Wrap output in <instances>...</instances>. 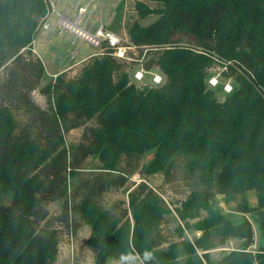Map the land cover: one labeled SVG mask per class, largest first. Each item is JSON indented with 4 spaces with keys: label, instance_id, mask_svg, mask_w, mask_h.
Here are the masks:
<instances>
[{
    "label": "trees",
    "instance_id": "obj_1",
    "mask_svg": "<svg viewBox=\"0 0 264 264\" xmlns=\"http://www.w3.org/2000/svg\"><path fill=\"white\" fill-rule=\"evenodd\" d=\"M50 1L0 0L6 74L0 82V264H55L59 241L50 229L56 224L72 234L91 228L95 264L118 260L121 252L139 253L140 264L146 250L154 259L142 264H264V0H148L156 8L139 1L140 19H158L146 26L135 21L129 42L147 71L162 73L164 86L139 90L125 62L106 52L79 76L52 78L43 109L33 93L48 76L33 48ZM122 9L123 2L109 27L114 32ZM217 61L227 64L223 76L236 85L223 102L206 83ZM12 110L27 119L20 122ZM80 128L81 141L67 147L65 134ZM149 152V173L181 176L189 190L174 210L184 225L177 238L162 230L171 209L144 182L127 207L105 205L108 191L142 173ZM90 157L100 162L98 174L70 190L69 179L80 176ZM6 194L10 205L2 203ZM219 195L252 220L224 214ZM60 200L61 213L50 216L47 205ZM185 230L199 236L190 241ZM231 239L240 248L213 261L211 252Z\"/></svg>",
    "mask_w": 264,
    "mask_h": 264
},
{
    "label": "rangeland",
    "instance_id": "obj_2",
    "mask_svg": "<svg viewBox=\"0 0 264 264\" xmlns=\"http://www.w3.org/2000/svg\"><path fill=\"white\" fill-rule=\"evenodd\" d=\"M55 1V4L60 2L61 0H52ZM82 2L84 5L90 2L91 0H73L74 3ZM95 1V0H92ZM97 2L94 3L91 7V12H95L94 16H92L91 24L98 27L100 24H103L107 28H109L114 20L116 15V8L119 6L121 2H123V19L121 26L119 28V32H115L118 34L123 40L125 45H130L129 43V32L132 27V24L135 21H139L142 25H150L154 23L158 17L153 15L149 16L146 19H140L138 15V11L136 9L137 2H143L149 5L151 8H156L158 5L156 3L150 2L148 0H96ZM56 6V5H55ZM83 6V5H82ZM90 12V13H91ZM57 18V14L52 18V26L54 24L55 19ZM95 27V28H96ZM53 28V27H52ZM43 30V29H41ZM44 32L40 31L39 35L36 38V44H34V51L40 57L41 61L45 65V69L47 68V72L56 73L60 72L65 69L67 66L71 65L68 68L66 73L67 77H76L79 76L83 70V68L92 63L94 58L100 56L101 50L96 49L93 46L84 43L82 48L83 54H81L80 58L75 59L76 50L80 44L72 45L71 42H67L64 37L55 36L48 40V33L46 30ZM59 32V30H57ZM35 43V42H34ZM129 56L131 60L124 61L126 64V72H128L130 76V81L134 84L139 90L148 91L152 88H158L164 86L165 83L161 85L154 86L152 84V76L147 75L146 78L141 82H136L133 79V75L140 69V62L142 60H138L139 52L137 49H128ZM89 56V57H88ZM76 60V62H75ZM123 63V62H122ZM225 62L217 61L213 67L209 71V76L207 78V86L211 89L208 85V81L211 78L217 77L220 81L218 87L213 88L212 90L216 91L217 98L220 102H223L227 95L223 87L231 83L233 85V89H235V82L233 80L223 76V72L226 70ZM155 73L161 74L162 73L158 70H152ZM63 74V73H62ZM5 71L4 68L0 70V82L5 78ZM163 76V75H162ZM164 77V76H163ZM51 77H46L45 80L42 81L40 88L33 93L34 100L36 103L41 106L43 109H47L49 106L48 103V95L44 93V88L49 84L51 81ZM166 82V80L164 81ZM56 95L54 92L50 95V97H54L56 99ZM13 115L16 119H19L20 122H23L27 119V117L23 114V112L18 110H12ZM83 129H74L69 133L65 134L64 142L65 145L69 148L74 147L81 141ZM154 152L146 153L143 159L141 160V167L142 173H137L128 182L127 187L120 189V190H110L105 195V205L109 208L112 206L114 202L121 201L125 205L128 206L129 202V194L134 191L137 186L144 182L150 188L158 192L162 198L165 200L166 204L171 209V216H169L162 226L163 233L168 237H178L179 227L182 226L184 228L182 222H177L173 217H176L175 208L178 204L183 201L188 195L189 190L186 186V183L182 179L181 176L173 177V179L168 180L162 173L151 174L146 170L148 163L151 160ZM100 168V162L95 157H90L84 164L83 170L80 173V176L75 179H69V189L73 190L75 186L78 185L80 179L83 178H91L98 174ZM144 169V170H143ZM146 170V171H145ZM249 201L252 206H256V198L255 192L250 191L248 193ZM12 195L6 194L3 199L2 203L4 205H10L12 202ZM63 200L56 201L47 205V210L50 216H57L61 213L63 207ZM216 203L223 211L224 214H228L231 216L233 220L236 222L241 221L244 218H248L252 220V216L250 215H242L238 213H234L232 211V204L227 203L226 198L224 196H217ZM205 217V214L203 215ZM44 226L42 225L41 228ZM255 228V227H254ZM50 231L56 233L58 241H59V253L56 259L55 264H95L96 255L90 245V238H91V228L86 225H82V227L78 230L77 233L72 234L69 230L63 227L60 224L54 225ZM256 233V244L252 247L253 251H257L259 245L261 243V239L259 236V232L257 228H255ZM186 237L193 241L195 237H198L199 234L192 231L185 230ZM241 241L238 239H231L227 242V244L223 248L216 249L211 252V258L213 261L217 262L222 259L225 255L230 253L231 251L238 250L240 248ZM108 264H117V260H110Z\"/></svg>",
    "mask_w": 264,
    "mask_h": 264
},
{
    "label": "built area",
    "instance_id": "obj_3",
    "mask_svg": "<svg viewBox=\"0 0 264 264\" xmlns=\"http://www.w3.org/2000/svg\"><path fill=\"white\" fill-rule=\"evenodd\" d=\"M50 2L52 12L46 17L41 29L51 32L59 30V33H68L76 39L85 42L96 49H100V55L109 52L112 57L121 62L131 60L128 49L132 50L136 49V47L131 43H129L130 45H125L124 40L118 34L103 24L98 27L91 24L90 18L92 13L90 12L93 4L92 0L86 3V5H77L76 8L70 12L57 14L53 26L51 21L53 18L52 15L55 13L56 4L55 1L51 0ZM225 69H227V67ZM147 75L152 76V84L154 86L165 83V78L161 74L155 73L154 71H147L143 65H140V69L135 72L133 79L136 82H141ZM231 80L232 79H230V81ZM219 83L220 81L217 77L211 78L208 81V85L211 89L218 87ZM223 90L226 94H230L233 92V85L228 83L223 87Z\"/></svg>",
    "mask_w": 264,
    "mask_h": 264
},
{
    "label": "crops",
    "instance_id": "obj_4",
    "mask_svg": "<svg viewBox=\"0 0 264 264\" xmlns=\"http://www.w3.org/2000/svg\"><path fill=\"white\" fill-rule=\"evenodd\" d=\"M96 2H97L96 0L93 1V4L96 3ZM77 5L82 6V5H84V3L79 2V1L76 2V3H74L73 0H61L60 2H58L56 4L55 13L52 16L54 17L55 14L64 13V12H70L71 10H73L74 8H76ZM91 13H92V15H91V18H90V22L92 20V16H94L95 12H91ZM41 31L44 32L43 30H41ZM47 33H48V40L49 41H50V39L52 37L59 36V37H64L65 40L67 42H71L72 45H77L80 42L81 45H79L78 48H77V50H76L75 59L76 58L78 59V57L80 58L81 54H83L81 47H83V45H84L85 42H82V41L76 39L74 36L69 35L68 33H59L57 31H55V32L47 31ZM34 44H36V40H35V43ZM37 55H38V52H37ZM83 56H81V57H83ZM83 59H84V57H83ZM76 60H75V62H76ZM70 66L71 65L67 66L62 71L56 72V73H52V72L48 73L47 72V68H46V74H47L48 77L56 78L58 75H60V74L64 73L65 71H67L68 68H70Z\"/></svg>",
    "mask_w": 264,
    "mask_h": 264
},
{
    "label": "clouds",
    "instance_id": "obj_5",
    "mask_svg": "<svg viewBox=\"0 0 264 264\" xmlns=\"http://www.w3.org/2000/svg\"><path fill=\"white\" fill-rule=\"evenodd\" d=\"M136 256H140V254L131 252H121L120 256L118 257L117 264H138V262L134 259V257ZM152 259H154L153 253L146 250L143 253L140 264H142L143 260L151 261Z\"/></svg>",
    "mask_w": 264,
    "mask_h": 264
}]
</instances>
